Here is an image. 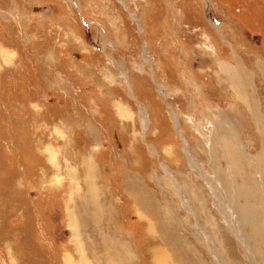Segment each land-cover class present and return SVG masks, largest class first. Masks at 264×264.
Returning a JSON list of instances; mask_svg holds the SVG:
<instances>
[{"label": "rangeland", "instance_id": "rangeland-1", "mask_svg": "<svg viewBox=\"0 0 264 264\" xmlns=\"http://www.w3.org/2000/svg\"><path fill=\"white\" fill-rule=\"evenodd\" d=\"M159 259L264 264V0H0V264Z\"/></svg>", "mask_w": 264, "mask_h": 264}, {"label": "bare ground", "instance_id": "bare-ground-1", "mask_svg": "<svg viewBox=\"0 0 264 264\" xmlns=\"http://www.w3.org/2000/svg\"><path fill=\"white\" fill-rule=\"evenodd\" d=\"M221 70H223L226 74H227V81H229V82H232V83H234L235 82V80H236V76H235V73L233 72V70L230 68V67H225L224 65H223V67L221 66ZM221 85V84H220ZM235 89H236V92L237 91H239L238 89H237V87L235 86ZM240 89V88H239ZM240 92V91H239ZM238 92V93H239ZM227 139V138H226ZM88 162V161H87ZM91 164H89V163H86V168H87V175L88 176H90V178H89V183H91V181H92V171H91V166H90ZM96 192H93L92 194H91V198H92V203L95 205V208H94V210L95 211H98L99 209H101V207H98V205L96 204V202H95V197H96ZM111 244H115V243H111ZM116 246V245H115ZM158 252V251H157ZM157 252H156V254H157ZM162 254V253H161ZM157 255H159V254H157ZM159 258H160V256H159ZM160 260V259H159ZM166 261V260H165ZM162 260H160V263L162 264ZM165 264H166V262H165Z\"/></svg>", "mask_w": 264, "mask_h": 264}]
</instances>
